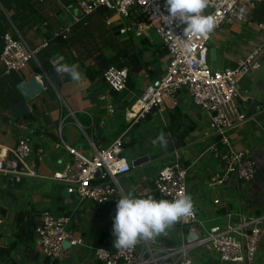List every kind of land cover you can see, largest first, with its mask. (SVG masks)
<instances>
[{
	"label": "built area",
	"instance_id": "1",
	"mask_svg": "<svg viewBox=\"0 0 264 264\" xmlns=\"http://www.w3.org/2000/svg\"><path fill=\"white\" fill-rule=\"evenodd\" d=\"M263 0H209L205 14H214L218 25L255 21L259 3ZM81 10L79 17L71 16L69 21L59 23L52 29L53 37L68 38L73 25L94 13L99 7L113 11L118 19H127L128 24L120 27V33L143 35L153 29L169 54L165 70L150 80L135 102L126 110L130 126L144 118L154 106H160L170 98L175 104L177 93L186 90L193 104L202 110L209 128L217 135L212 145L214 155L226 162V166L210 175L213 186L225 185L231 176L242 184H249L257 177V162L248 150L235 149L226 131L242 122L247 115L237 107L240 95V81L252 71L261 68L264 61V39L247 54L237 59L234 67L212 69L210 63V39L195 35L184 36V25H169L156 13L157 5L164 12V0H77ZM166 14V12L164 13ZM9 19V28L4 33V46L0 62L5 75L20 72L30 61H36L37 53L48 45L47 40L33 47ZM108 24L111 22L108 20ZM258 30L264 33V17L256 21ZM86 24V23H85ZM153 42L154 38L149 37ZM103 78L113 92H123L127 87L128 68L109 64L103 69ZM48 76V75H47ZM110 94V93H109ZM109 94H104L105 114L113 115L115 106ZM70 111V110H69ZM69 114H73L71 111ZM65 118L57 127L58 138L52 145L64 150L68 156L61 166L46 178L60 182L68 194L75 197L76 207L69 214L56 215L42 211L35 231V245L45 257L61 260L65 250L71 246L88 245L100 264H200L192 255L194 248L203 246L216 252L220 258L233 264H264L256 259L263 216H253L239 224L232 222L233 214L228 213V225L223 228L214 225L205 229L196 210L191 218L182 219L178 224L194 235L173 246H161L156 240L140 241L131 249L108 247L99 241L87 242L83 234L77 233L78 209L81 205L103 206L115 195H123L118 177L129 173L133 166L124 155L126 133L114 138L107 146L97 148L93 142V154L87 155L78 146L67 142L63 135ZM45 147H33L28 138H19L13 145L0 143V189L9 184L19 183L25 178H40L38 164L43 161ZM173 160L162 167L151 182L157 194L156 199H173L184 192L190 195L187 168L182 164L178 149L172 153ZM215 203L219 199H214ZM7 219L0 206V229ZM198 226L204 228L198 233ZM68 241L69 246H64Z\"/></svg>",
	"mask_w": 264,
	"mask_h": 264
},
{
	"label": "crops",
	"instance_id": "2",
	"mask_svg": "<svg viewBox=\"0 0 264 264\" xmlns=\"http://www.w3.org/2000/svg\"><path fill=\"white\" fill-rule=\"evenodd\" d=\"M64 1L35 0L38 16L42 15L43 17L41 16L42 22L39 23L40 25L38 24V29L36 28L35 32L34 30L30 31V33L28 32V38L26 39L31 46H37L43 40H46L43 35L45 31H52L59 23L66 21L63 20L64 18L61 15L62 10L59 13L61 15L60 19L57 17V10H60V8L65 9V6L72 2H77V0H73L69 4H64ZM59 6L62 7L58 8ZM101 11L110 12L107 9ZM117 19L118 16L114 14L107 17L106 21H113L110 23L113 28L112 33H114V25L118 22ZM256 21L259 20L255 19V21L246 25L235 24L231 28L215 30L211 37L210 47L214 46L217 48V68L234 67L239 57L244 56L263 41L264 34L258 30ZM253 28L257 29L259 35L253 34L245 43L235 39V36H232L234 34H231V31L236 33L243 29ZM73 31L74 28H72V32L68 37L70 40L68 48L53 51L58 47L56 41H53L47 48L45 47V49L43 48L40 51L41 56L37 57L38 63L34 60V62L30 61L20 72L5 75L3 65L0 62V77H7L12 82L14 76L20 79H29L35 75L47 83L48 89L45 91L46 93L44 92L45 95H47L48 91H52L51 96L44 98L42 93L36 98L40 103V112L43 113V122L34 121L29 124L18 125V129L23 131L24 135L17 137L19 133L16 131L17 127L13 126L9 121H12L17 116L12 108L9 113L11 119L8 121L0 119V143L13 145L22 137L28 138L34 148L40 145L45 147L44 159L38 164L40 178L28 177L29 181L26 186H21L14 192L7 189L8 186H3L0 189L1 210L3 207L15 208L18 211L17 214L20 211H25L26 216L36 214L40 217L42 211L54 206L56 200H58L57 194L63 189L46 187L41 190L38 187H34L36 184L30 179L47 180L46 177L50 176L53 170L59 168L67 158L68 154L64 150L53 147V139L50 135V132L57 131L59 122L64 117L66 141L78 146L87 155L91 156L93 154L91 142L97 148H103L117 136L126 133L128 140L124 143L126 144L124 152L127 147L133 148L131 160L139 155L148 154L153 156L152 160L132 168L129 173L118 177V184L124 194L132 191L136 195L145 196L151 194L156 198L157 194L151 180L158 170L173 160L172 153L178 149L182 156V164L187 168V177L189 175V190L197 216L203 222L205 229L214 225L226 228L228 225V213L233 214L232 222L234 224H239L246 220L249 221L253 216H263L260 224L261 232L256 259L264 262V61L260 69L250 72L240 81V95L237 97L236 103L238 109L246 114L247 118L226 131L235 149L248 150L255 158L257 162V177L249 184H242L235 176H231L225 185L213 186L210 183L211 173L222 170L225 167L224 162L217 158L212 151V145L217 141V135L209 128L204 112L193 104L186 90L179 93L175 104L167 97L166 102L151 113L148 121L141 119L130 126V121L126 118L125 113L120 110L125 102L134 96L138 97L145 85L152 80L149 69H154L157 77L165 70L166 63L169 61L168 52L160 59H155V55H158V49L164 48L163 45L160 42L158 43V41L152 42L149 39L148 31L141 35L147 38L151 44V46L143 47V57L145 60L151 61V63L148 69L144 68L138 73L136 79L137 82L141 80V87L139 89L136 87V90L127 89L128 91L126 90V92H117L116 94V92L110 90L106 82L92 83L85 74L83 66L90 64L99 66V62L104 63L105 59L109 60L108 57L114 55L115 51L124 45L123 41L120 37H115L114 35L107 38L104 44L105 51L100 50L101 52L96 51L93 53L87 49L88 51L85 54L78 55L74 46L77 41L80 42L84 39L86 33L83 35L73 34ZM122 34L136 36L134 33ZM230 35L231 37L228 38ZM43 50H47V53L50 50L53 52L48 56L46 52H42ZM55 54H57L56 58H62L64 63L71 59L72 55L79 56L81 62L79 70L83 79L77 82L73 81L68 74L56 73L60 82L54 81L49 76V70H54L56 58H53V56ZM104 94L111 95L110 98L115 106L113 115L105 114L104 100L101 98ZM178 97L182 99L180 100ZM248 98L258 100L255 113H251L244 104ZM178 104L183 112L188 114V118L182 121L184 122V129L191 125L194 126V129L188 133L181 147L168 151L167 146H162L157 138L158 134L168 124L169 113ZM29 106L31 110L33 107L32 102H29ZM69 110L73 114H69ZM131 130H133L132 134H129ZM5 196L7 199L3 198ZM64 198L69 204H73L70 209L76 207L77 204L71 196H68V198L64 196ZM216 198L219 199L218 203L214 202ZM118 199L119 195H115L109 203L103 206L81 205L78 209L79 223L76 227L77 233L83 234L89 243L90 241H98L99 231L102 226L116 214L117 207L113 210L112 208L117 205ZM3 215L6 219L8 218L6 213H3ZM5 229H7L6 232L4 231ZM10 229L8 224L0 229V232L3 233L0 237V245L6 246L10 242L12 236V229ZM205 229L198 226L197 232L203 233ZM189 236L190 234L187 233L186 227L176 223L166 233L155 238V240L161 246H173L184 241ZM191 253L200 264H233L222 260L216 252L203 246L194 248ZM14 256L18 261L17 264H42L44 259L35 245V241L18 244ZM54 263V261H50L48 264ZM0 264L3 263L0 262ZM57 264L100 263L95 259L91 248L88 245H82L68 247L65 250L63 259L58 260Z\"/></svg>",
	"mask_w": 264,
	"mask_h": 264
},
{
	"label": "trees",
	"instance_id": "3",
	"mask_svg": "<svg viewBox=\"0 0 264 264\" xmlns=\"http://www.w3.org/2000/svg\"><path fill=\"white\" fill-rule=\"evenodd\" d=\"M72 1L73 0H65L64 4H69ZM37 2H41V1H37ZM100 9L105 10L106 8L101 6L99 7V10ZM37 11L38 10L36 8L35 0H0V54L4 46V39H3L4 33L10 26L8 18H10L15 23L20 33L25 35L31 30L35 31L38 24L42 22L43 16L42 15H41L42 17L38 16L39 14L37 13ZM60 12L61 10H59V13ZM263 17H264V0L261 1L260 5H258L257 7L255 19L260 20ZM116 24L114 26L115 37L121 35L120 27L123 25V23L117 22ZM43 35L44 38L45 39L47 38L46 40L48 41V45L46 46V48L53 41H56V43L58 44V47L53 51H60L63 50L64 48H68L69 46L70 40L68 38L65 39L62 37H53L51 31L49 30L45 31ZM120 39L123 41L124 45L121 46L119 49H117L114 55L108 57V59L110 60L111 64H114L118 67L127 66L128 68L127 80L128 79L129 80L127 81L128 86L124 91L126 92L127 89L136 90V84H137L136 78L138 76V73L144 68L148 69L151 63V61L145 60V58L143 57V47L148 45L151 46V44L149 43L148 39L143 36L133 37L132 35H130L127 37L126 36L120 37ZM40 51L37 53V57L41 56ZM53 51L50 50L47 53V50H43L42 52H46V54L50 56V54ZM157 52L158 55L157 56L155 55V59H160L161 57L166 55L167 50L166 48H161L160 50L158 49ZM65 63L68 64L75 63L81 65L79 56H75V55H72V58L67 60ZM83 67L85 74L90 78L92 83L96 84L100 81L106 82L102 76L103 69H101L99 66L90 64V65H85ZM149 71H150L151 79H155L157 77L156 71L154 69H149ZM20 80L21 79L17 76H14L12 78V82L7 77H0V114L7 117V120L4 119L5 121L11 119V117L9 116V113L11 112V106L16 100L20 98V93L16 88V83ZM179 93L180 92L177 93V96H179ZM51 95H52V91L50 90L47 92V95L44 94L43 96L45 98ZM136 98L137 96H134L130 100L125 102L120 110L123 113H125L126 110L135 102ZM178 99L181 100L182 98L178 97ZM31 102L33 104V107L27 114L23 116H16L15 118L12 119V121L14 122V124H16L17 127L18 125H21L23 123L29 124L34 121L43 122V113L40 112L41 108L38 99H34ZM156 108L157 106H154L152 110L148 114H146V116L142 119L148 121L151 113L154 112ZM187 118H188V114L186 112H183L179 104L176 105L174 109L169 113L168 124L164 127V130L162 131L165 134V138L167 140L168 151H172L175 148L181 147L188 133H190V131L194 129V126L192 125L189 126L187 129H184L183 127L184 122L182 121L186 120ZM16 131L23 132L18 128L16 129ZM160 134H158V136ZM50 135L53 140H56L58 138L57 131L50 132ZM125 146L126 144H124V149ZM57 197L58 200H56L54 206L48 207L47 210L56 215L69 214L74 208L67 209L65 204L62 203L64 196L61 194V191L57 194ZM114 217L115 216H113L107 223H105L102 226L101 230L99 231L98 241L108 247H112L114 245V240H115V236L113 235ZM15 220H16L14 224L15 229L14 230L10 229L12 231L11 233L13 235V239L6 246L0 245V262L3 264L18 263L17 259L14 256L16 247L20 243L34 241L35 239L34 229L38 224L39 216H37L36 214L33 215L30 214L29 216H26L25 211H20L17 214ZM2 234L3 233L0 232V237L2 236ZM50 261H54L55 262L54 264H57L58 259L45 257L42 261V264H48Z\"/></svg>",
	"mask_w": 264,
	"mask_h": 264
},
{
	"label": "clouds",
	"instance_id": "4",
	"mask_svg": "<svg viewBox=\"0 0 264 264\" xmlns=\"http://www.w3.org/2000/svg\"><path fill=\"white\" fill-rule=\"evenodd\" d=\"M208 4L209 0H164V12L159 5L155 11L169 25H184L185 37L195 35L207 39L218 25L214 14H205ZM54 72L68 74L77 82L83 79L78 64L64 63L59 57L54 62ZM157 140L167 146L163 132ZM116 207L113 235L117 249H131L140 241H152L182 219L193 217L195 212L192 196L184 192L169 200L156 199L151 194L139 196L129 191L121 195Z\"/></svg>",
	"mask_w": 264,
	"mask_h": 264
},
{
	"label": "rangeland",
	"instance_id": "5",
	"mask_svg": "<svg viewBox=\"0 0 264 264\" xmlns=\"http://www.w3.org/2000/svg\"><path fill=\"white\" fill-rule=\"evenodd\" d=\"M72 3L69 4L68 6H65V7L69 9V11L72 14V16L79 17L81 15V10H80L79 6H78V9H75V10H73L72 8L70 9L69 7L72 5ZM259 5H260V3H259ZM60 7H62V6H59L58 8H60ZM60 10H63V8H60ZM110 12H111V14L114 13L113 11H110ZM110 12L109 11L105 12V11L97 10L94 14L92 13L91 15H89V16H87V17H85V18H83V19H81L79 21H77L74 24V26H73V28H74L73 34L76 33V34L83 35L84 33H86V35L84 36V39L82 41H80V42L77 41L76 45L74 46L75 47V52L78 55L85 54L88 51L87 49H89V51L93 52V53H95L96 51L99 52L100 50L105 51L104 44L106 43L107 38H110V37L114 36V33H112L113 28L111 27V24H108L107 21H106L107 17H109ZM57 13H58L57 17L58 18L61 17V15H59V9L57 10ZM119 21L122 22V23L124 22L125 24L129 23V21L127 19H120V20H118V23H119ZM61 23H63V21ZM235 24L246 25L245 23H235ZM235 24H232V25L231 24H225L221 28H231ZM214 32H215V30L212 32V35H213ZM29 33L25 34L24 36L26 38H28V34ZM147 33L149 34V36L151 38H154V40L159 41L158 40V36H157V34L155 33V31L153 29L148 30ZM258 33L259 32L257 31V29H254V28L253 29H243L242 31L236 32V33H234V31H231V34H234L232 36H235L234 37L235 39L241 40L244 43L253 34L259 35ZM123 36L127 37L128 34H122V35H120L118 37H123ZM230 37H231V35L228 38H230ZM210 44H211V39H210ZM33 47H35V46H33ZM167 55L169 56L168 53H167ZM136 87L138 89H139V87H141V80H138ZM132 131L133 130H131L129 134H132ZM21 135H24V132H19L17 137L21 136ZM63 135H64V138L66 140V137H65L66 134L64 132V129H63ZM132 149H133L132 147H130V148L127 147L126 151L124 152V155L126 156L127 160L130 163H131V158H132ZM30 180L35 182L36 186H34V187H38L41 190H44L46 187H50V188L55 187L57 189L58 188H62V189L64 188V185L62 183L55 182L53 180H48V179L47 180H32V179H30ZM28 181L29 180L26 178L22 182L14 183V185L13 184H9L7 189H9L10 191L14 192L15 190L19 189L21 186H23V187L26 186ZM3 198L7 199L6 196L3 197ZM72 199L74 200L75 197H72ZM63 203L65 204L67 209H69L73 205V204L72 205L69 204L66 201V198H64ZM2 210H3L2 212L4 214L6 213L8 215L7 224L10 226V228L12 230H14L15 229L14 224L16 222L15 219H16V215H17V212H18L17 209H15V208L9 209L7 207H3ZM12 239H13V235L11 236V240Z\"/></svg>",
	"mask_w": 264,
	"mask_h": 264
},
{
	"label": "water",
	"instance_id": "6",
	"mask_svg": "<svg viewBox=\"0 0 264 264\" xmlns=\"http://www.w3.org/2000/svg\"><path fill=\"white\" fill-rule=\"evenodd\" d=\"M69 8L70 9L72 8L73 10H75V9H78V5L76 2H73ZM61 15L64 18V20L69 21L72 14L70 13L68 8H65L62 10ZM56 57H57V54H55L53 56V58H56ZM209 57H210V63H211L212 69L213 70L217 69V48L216 47H214V46L210 47V56ZM109 64H110V61L107 59L104 60V63L99 62V66L101 69H105V67L108 66ZM49 74L54 79V81H56L57 83L60 82L56 73L54 72V70H49ZM16 88H17L18 92L20 93V98L12 104L11 108H12V110H14V112L16 113L17 116H23L30 111L29 102L33 101L39 95L44 93L48 89V85L45 81H43L42 79H40L34 75V76L30 77L29 79H21L20 81H18L16 84ZM244 104H245V106H247L249 108V111L251 113H255L256 112V106L258 105V100L253 99V98H248V100ZM0 119H7V117L0 114ZM9 121L12 123L13 126L17 127L14 124V122H12L11 120H9ZM21 129H25V128H21ZM152 157L153 156H150L148 154L139 155V156L135 157L134 159L131 160L133 168H136V167L142 165L143 163H146V162L152 160L153 159ZM224 165L226 166V162H224ZM62 195L65 197L69 196L66 187L63 188ZM115 207L116 206H114L112 208V210ZM4 231L6 232L7 229H5ZM190 237H193V236L190 235ZM69 245L70 244L68 241L64 242V246L68 247ZM238 264H241V263H238Z\"/></svg>",
	"mask_w": 264,
	"mask_h": 264
},
{
	"label": "bare ground",
	"instance_id": "7",
	"mask_svg": "<svg viewBox=\"0 0 264 264\" xmlns=\"http://www.w3.org/2000/svg\"><path fill=\"white\" fill-rule=\"evenodd\" d=\"M99 9V8H98ZM110 15V14H109ZM117 20H120V19H117ZM110 22H113V21H110ZM120 22V21H119ZM85 23V22H84ZM122 23V22H121ZM124 23V22H123ZM125 24V23H124ZM117 25V24H116ZM115 26V25H114ZM52 33V32H51ZM150 33V32H149ZM47 39V38H46ZM154 42V41H153ZM34 62V61H33ZM167 64V63H166ZM127 67V66H126ZM47 72V71H46ZM50 76V75H49ZM103 76V75H102ZM52 79V78H51ZM129 80V79H128ZM127 80V81H128ZM128 86V85H127ZM14 185V184H13Z\"/></svg>",
	"mask_w": 264,
	"mask_h": 264
}]
</instances>
